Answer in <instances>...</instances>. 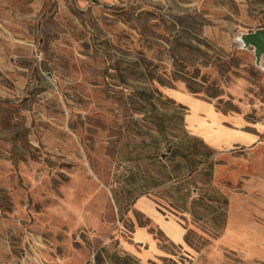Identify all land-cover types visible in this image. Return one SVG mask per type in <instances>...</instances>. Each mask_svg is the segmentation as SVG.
<instances>
[{
  "label": "rangeland",
  "instance_id": "obj_1",
  "mask_svg": "<svg viewBox=\"0 0 264 264\" xmlns=\"http://www.w3.org/2000/svg\"><path fill=\"white\" fill-rule=\"evenodd\" d=\"M261 28L264 0H0V264H264Z\"/></svg>",
  "mask_w": 264,
  "mask_h": 264
},
{
  "label": "trees",
  "instance_id": "obj_2",
  "mask_svg": "<svg viewBox=\"0 0 264 264\" xmlns=\"http://www.w3.org/2000/svg\"><path fill=\"white\" fill-rule=\"evenodd\" d=\"M91 264H139L133 256L124 252L110 251L100 248L94 254Z\"/></svg>",
  "mask_w": 264,
  "mask_h": 264
},
{
  "label": "crops",
  "instance_id": "obj_3",
  "mask_svg": "<svg viewBox=\"0 0 264 264\" xmlns=\"http://www.w3.org/2000/svg\"><path fill=\"white\" fill-rule=\"evenodd\" d=\"M214 118L209 117L208 120H216V113L213 114ZM195 121H200L198 127H202L203 122L207 121L204 118L196 119ZM218 140L221 141L222 145L227 144H247L249 141H254L255 135H249L247 133L239 132L235 129L221 130L220 134H215Z\"/></svg>",
  "mask_w": 264,
  "mask_h": 264
},
{
  "label": "water",
  "instance_id": "obj_4",
  "mask_svg": "<svg viewBox=\"0 0 264 264\" xmlns=\"http://www.w3.org/2000/svg\"><path fill=\"white\" fill-rule=\"evenodd\" d=\"M238 40L242 42L244 47L253 46L255 62H260L262 54H264V28L258 29L254 32L242 34Z\"/></svg>",
  "mask_w": 264,
  "mask_h": 264
}]
</instances>
